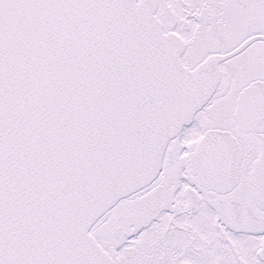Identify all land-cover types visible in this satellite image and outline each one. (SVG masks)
<instances>
[{
    "label": "snow or ice",
    "instance_id": "snow-or-ice-1",
    "mask_svg": "<svg viewBox=\"0 0 264 264\" xmlns=\"http://www.w3.org/2000/svg\"><path fill=\"white\" fill-rule=\"evenodd\" d=\"M0 264H264V0H0Z\"/></svg>",
    "mask_w": 264,
    "mask_h": 264
}]
</instances>
